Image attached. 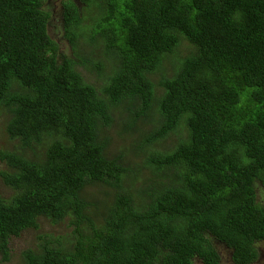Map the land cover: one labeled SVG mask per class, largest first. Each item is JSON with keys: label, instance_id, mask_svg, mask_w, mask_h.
I'll use <instances>...</instances> for the list:
<instances>
[{"label": "trees", "instance_id": "obj_1", "mask_svg": "<svg viewBox=\"0 0 264 264\" xmlns=\"http://www.w3.org/2000/svg\"><path fill=\"white\" fill-rule=\"evenodd\" d=\"M82 1L62 0L61 14L0 0V132L11 141L0 174L14 189L0 195V252L34 234L20 264H220L211 232L250 264L264 241V0ZM183 39L180 65L158 71ZM125 132L135 149H160L158 179L136 193L123 180L137 167L113 144ZM107 185L119 189L112 204L91 201ZM46 223L66 231L40 232Z\"/></svg>", "mask_w": 264, "mask_h": 264}, {"label": "rangeland", "instance_id": "obj_2", "mask_svg": "<svg viewBox=\"0 0 264 264\" xmlns=\"http://www.w3.org/2000/svg\"><path fill=\"white\" fill-rule=\"evenodd\" d=\"M54 3H55V0H45V2L42 5H44L45 8H47L51 12L52 10H54V12L61 13V14H64L65 11L68 10L65 7V5L62 4V2L58 1L59 5H55ZM84 11H85V14L89 18L96 20L93 16L99 11V7L97 6L89 7L87 5ZM50 20L56 23L58 28H62V29L64 28V15H51ZM87 21H88V24L89 23L93 24L92 22H90V20H87ZM89 30H91L90 27H89ZM49 33L55 36L54 38L61 37L63 39L62 44H61L63 47H66L67 44L70 45L68 38L65 37L63 34L62 36H58L54 32H49ZM181 38H186V37L184 35H181ZM102 47H103L102 42H98L95 45L94 50L98 52ZM190 47H191L190 43H188L186 39H183L181 44L175 51V53L169 56H166L162 60V63L160 65L162 67L158 71H165L166 74L172 73L171 71L173 70V68L175 66H179L183 57H185L189 53ZM90 57L94 59L92 55H90ZM103 60H104V57H102L101 62H103ZM89 66H96V64L90 62ZM152 77L155 81H157L161 77V73L156 72L155 74H153ZM92 78H94V76H92ZM93 81H95V78L93 79ZM114 130L120 131L117 129V127H114ZM132 136H133L132 134L125 132L124 134H122V137L117 139V141L114 142L113 144H115L116 147H122V148L127 147L128 149L127 148L125 149L128 152L129 164L135 165L137 167V175L133 174L131 177V173L127 172L124 176L125 179L123 180V186L129 187L132 192L136 193V191L153 184L158 179L159 175H157L156 173L158 171L155 168L153 155H155L160 149L154 146L153 141L151 142L145 141V149H141V148L135 149L133 148V144L135 143L136 138L130 140ZM10 142H11L10 138L6 135V133L0 132V147L1 146L5 147L7 146V144L9 147L11 146ZM44 151H45V147L39 146V148L36 150V153H43ZM29 152L30 154L34 153L33 150H29ZM0 168H1V162H0ZM102 187H99L94 192V194L91 195L90 199L91 201H93L95 198L104 200L108 203L107 204L108 206L112 204V202L114 201L115 194L119 191V189L116 187L114 189L113 187L108 186V185L105 186V188H102ZM104 190H107V192H104ZM13 192H14V189L4 182L3 177L0 174V195L2 197L8 198L10 197V194H12ZM261 198L264 199V187H262V190H261ZM44 228L45 229H41L39 231L48 232L50 230L53 233H61V234L65 233L66 231L65 224H61L58 226H52L46 223L44 225ZM35 241L36 239H35L34 234L22 235L20 237L19 236L13 237L11 241V255L9 258H5L4 255L0 252V264H20L23 260V256H22L23 251L26 248H28L29 244L35 243ZM217 247L219 248V250L221 251L223 255L224 264H232V260L230 257L231 256L230 250L228 249V247L218 241H217ZM261 263H264V258H261V262H258L257 264H261ZM197 264H200V263L197 262Z\"/></svg>", "mask_w": 264, "mask_h": 264}, {"label": "flooded vegetation", "instance_id": "obj_3", "mask_svg": "<svg viewBox=\"0 0 264 264\" xmlns=\"http://www.w3.org/2000/svg\"><path fill=\"white\" fill-rule=\"evenodd\" d=\"M76 4L79 6V7H81V6H83V5H85V3L82 1V0H76ZM207 236L211 239V238H214V239H216L218 242H221V243H223L222 241H221V239L220 238H218L217 236H215L214 234H212L211 232H207ZM216 237V238H215ZM215 245H216V249H217V253H218V255H220L219 257H221V260H219L220 261V264H224V258H223V255H222V253H221V251L219 250V248L217 247V243H214ZM224 244V243H223ZM225 245V244H224ZM256 246H257V248H258V251H259V253H258V257L255 259V260H253L250 264H257L258 262H261V258H264V241L263 240H259V241H257V244H256ZM228 249L230 250V257H231V260H232V252H233V250H232V248H229L228 247ZM195 262L197 263V262H199L200 264H203V260L201 259V260H199L197 257L195 258ZM232 264H236V263H234L233 262V260H232ZM261 264H264V263H261Z\"/></svg>", "mask_w": 264, "mask_h": 264}, {"label": "clouds", "instance_id": "obj_4", "mask_svg": "<svg viewBox=\"0 0 264 264\" xmlns=\"http://www.w3.org/2000/svg\"><path fill=\"white\" fill-rule=\"evenodd\" d=\"M58 1L62 2V0H55V5H59ZM216 238V237H215ZM199 259V258H198ZM201 260V259H200Z\"/></svg>", "mask_w": 264, "mask_h": 264}, {"label": "water", "instance_id": "obj_5", "mask_svg": "<svg viewBox=\"0 0 264 264\" xmlns=\"http://www.w3.org/2000/svg\"><path fill=\"white\" fill-rule=\"evenodd\" d=\"M211 240H212L213 244H214V243H217V240H216V239H214V238H211ZM214 246L216 247V245H215V244H214Z\"/></svg>", "mask_w": 264, "mask_h": 264}]
</instances>
